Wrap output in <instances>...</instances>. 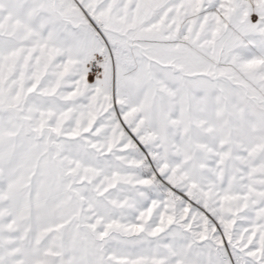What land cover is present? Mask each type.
<instances>
[{"label":"snow or ice","instance_id":"snow-or-ice-1","mask_svg":"<svg viewBox=\"0 0 264 264\" xmlns=\"http://www.w3.org/2000/svg\"><path fill=\"white\" fill-rule=\"evenodd\" d=\"M0 264H264V0H0Z\"/></svg>","mask_w":264,"mask_h":264}]
</instances>
